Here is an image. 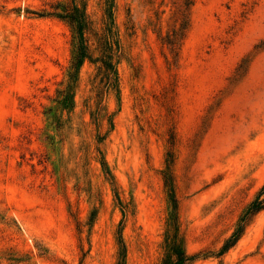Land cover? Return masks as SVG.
I'll return each mask as SVG.
<instances>
[{
	"label": "rangeland",
	"instance_id": "rangeland-1",
	"mask_svg": "<svg viewBox=\"0 0 264 264\" xmlns=\"http://www.w3.org/2000/svg\"><path fill=\"white\" fill-rule=\"evenodd\" d=\"M263 188L264 0H0V264H264Z\"/></svg>",
	"mask_w": 264,
	"mask_h": 264
},
{
	"label": "trees",
	"instance_id": "trees-1",
	"mask_svg": "<svg viewBox=\"0 0 264 264\" xmlns=\"http://www.w3.org/2000/svg\"><path fill=\"white\" fill-rule=\"evenodd\" d=\"M61 18H65L70 16V23H77V33L79 40L81 41V44L79 46V51L75 53V56L73 58V61L71 63V70L69 71V77L71 82L77 78V73L79 70L80 65L83 63V60L86 56V48L82 44L83 41V34H84V23L80 21L79 18H76L73 15H69V12L67 11L66 15H58ZM105 68L106 71H110L113 74H116V69L113 67L110 63L105 62ZM110 78V77H108ZM114 84V81H113ZM116 90L119 91V88L116 86ZM62 99L59 100V104L65 108H72L73 107V96H72V87L69 85L65 90H63L61 93ZM111 128H113V124L111 125ZM102 165L104 167L105 172L111 177L109 170L107 169L104 162H102ZM170 190L171 200H172V213H173V227L175 230V238L179 232V226H178V216H177V210H178V204L177 199L175 197V188L173 183H166ZM264 188L259 192L258 196L249 204L247 207L245 213L243 214L239 225L235 229V231L231 234L229 238L226 239L223 246L220 249L219 254L223 255L227 251H229L233 246L237 244V242L240 240L242 235L244 234L247 225L251 223V221L254 219L255 216H257L260 212L264 210ZM127 257V248L124 243V240L122 238V231L120 229V252H119V261L117 264H125ZM193 261V257L186 254L185 250L176 242L170 244L169 251L165 254L162 263L161 264H191Z\"/></svg>",
	"mask_w": 264,
	"mask_h": 264
}]
</instances>
